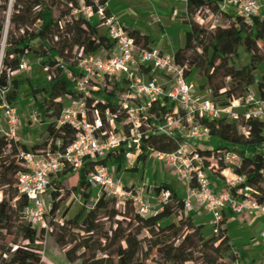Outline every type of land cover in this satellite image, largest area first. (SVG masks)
<instances>
[{
	"label": "trees",
	"instance_id": "1",
	"mask_svg": "<svg viewBox=\"0 0 264 264\" xmlns=\"http://www.w3.org/2000/svg\"><path fill=\"white\" fill-rule=\"evenodd\" d=\"M107 2L12 0L9 3V0H0V53L3 49L0 88L8 89L6 101L14 106L19 99L23 84L18 76L20 59L36 57L37 67L45 69L50 78L43 90L25 81L36 110L47 119L43 132L44 142L31 148L34 154L63 152L75 138L76 132L69 124L57 123L63 107L61 97L71 89L66 73L78 78L76 66L81 59L99 51H110L114 45L101 33L102 19H97L91 25L80 17L74 18L72 11L76 12L80 3L92 14L102 9L104 18H108ZM220 2L184 0L185 15L180 19L188 26V30L184 32V45L174 53V58L176 63L186 66L187 77L195 70L203 80L202 89L208 92L212 100L217 101L216 104L225 106L232 99L240 98L250 86L255 85L259 93L264 89V75L259 79L255 76L256 72L264 70V21L258 18L245 20L221 13ZM202 10L220 16L221 25L207 28L202 21L196 22V14ZM7 12L10 22L2 44ZM124 31L139 48H149L151 41L146 35H139L135 29ZM240 49L247 60L244 65L236 67ZM61 83L63 88L55 89ZM93 95L94 100L87 102L89 112L97 111L103 116L107 110L115 116L114 124L123 121L122 113L113 104L112 90L104 87L94 91ZM161 112L167 114L169 111L162 109ZM201 123L217 142L212 151L199 153L204 166L214 173L219 174L226 169L231 175L244 177V183L231 189V193L241 199L264 204V170L261 169L264 164L263 124L257 120L230 123L203 120ZM146 148L171 153L177 145L159 136L142 138V156L138 161L145 162ZM26 151L29 150L25 146L10 141L5 148L0 147V238L2 232L14 224L20 239V244L13 242V249L0 246V256L7 258L6 264H45L35 249V244L43 238L44 232L33 230L19 211L26 200L18 188L17 173L22 162L20 153ZM228 153L237 156V166H223L222 158ZM129 155V151L123 150L120 145L101 161L86 162L77 171L66 170L61 176L51 179L47 188L51 197V206L46 216L48 228L52 221L57 223L55 216L63 204L60 191L66 175L75 176L76 186L72 188L71 194L80 195L85 203L90 196L85 178L94 164L114 166L120 171ZM213 165L217 166L216 170ZM165 189L169 195L161 204V209L146 218L136 219L131 201L107 200L104 195L98 198L92 209L85 210L82 206L72 220L58 225L86 234L91 240L83 243L81 251L77 250L76 245L67 249L65 259L71 263L80 261V264H228L235 248L229 244L224 220L218 223L215 233L203 236L202 227L195 226L191 218L184 214L182 200L168 186ZM118 205H121L120 209ZM13 209L20 214V219L12 220ZM172 218L177 224L159 226V222ZM72 237L75 235L69 234L65 247L73 244ZM102 247L108 252L99 258L96 250Z\"/></svg>",
	"mask_w": 264,
	"mask_h": 264
},
{
	"label": "built area",
	"instance_id": "2",
	"mask_svg": "<svg viewBox=\"0 0 264 264\" xmlns=\"http://www.w3.org/2000/svg\"><path fill=\"white\" fill-rule=\"evenodd\" d=\"M219 11L245 20L258 18L264 21V3L260 0H221ZM86 12L94 18L91 25L97 19L103 20L106 38L114 46L110 51L81 59L76 66L78 78L66 73V80L71 84L67 92L75 99L62 107L57 123H67L75 130L71 145L54 154L20 153L22 162L17 183L26 202L19 211L30 227L37 233L48 230L46 216L51 198L47 188L51 179L66 170L77 171L86 162L101 161L120 145L138 161L142 156V138L148 136H159L177 145L171 153L146 148L145 162L151 160L172 173L175 188L178 186L182 190L180 199L184 214L189 217L197 213L208 216L211 233L217 231V225L226 213L250 218L257 211L264 214V204L259 205L231 193V189L244 183V177L231 175L224 169L219 172L222 180H217L225 189L218 190L212 182V170L204 166L199 155L201 151H212L215 147L210 145L214 139L202 125L203 120L225 123L257 120L264 128V89L259 93L255 85L250 86L240 98L219 106L204 90L192 84L186 76V66L176 63L174 54L151 47L139 48L118 22L111 16L104 18L102 9H98L96 14L89 9ZM27 64L26 58L20 59L18 72L26 71ZM104 87L114 92L113 104L123 115L120 123L114 124L116 118L107 110L103 116L97 111H88L87 102L94 100L93 92ZM7 91V88H0V137L20 145L21 116L6 101ZM162 109L169 112L162 114ZM222 163L225 167L237 166L238 158L228 153L223 156ZM213 166L216 170L217 166ZM261 169L264 170V164ZM85 182L90 190L105 198L131 201L136 218L151 215L149 204L134 196L129 187H123L117 173L108 165L95 163ZM168 195L165 188L157 190L159 210ZM260 237L264 245V230ZM228 264H240L235 252L228 259Z\"/></svg>",
	"mask_w": 264,
	"mask_h": 264
},
{
	"label": "rangeland",
	"instance_id": "3",
	"mask_svg": "<svg viewBox=\"0 0 264 264\" xmlns=\"http://www.w3.org/2000/svg\"><path fill=\"white\" fill-rule=\"evenodd\" d=\"M198 17L195 21L196 22H203V25L207 28L211 26H218L221 25V18L220 16L212 15L210 12L202 10L199 14H196ZM72 16L74 18H82L88 21L90 24L94 22V18L91 14L86 12V9L83 8L80 3L78 6V10L76 12L72 11ZM195 17V18H196ZM10 22L9 12H7L4 21V30L7 29L8 23ZM182 24L183 21H182ZM174 29H170L171 35L175 34ZM105 36V31L102 32ZM175 36V35H174ZM168 47L172 49V45L170 44V39H167ZM28 61L26 71L18 72L19 79L23 81L21 92L19 95V99L16 104L13 106L21 116V123H20V145L25 146L29 151H31L32 147L39 146L44 142V127L47 119H44L42 113H39L36 110L34 101L30 94V89L25 81H28L32 87L34 88H41L42 90L44 87L49 83V74L45 69L37 67V58L36 57H28L26 58ZM247 56L243 53L240 49L238 53V59L235 62L236 67H240L246 63ZM260 74H264V70H260L255 73L256 79L261 77ZM189 80L192 84L198 88L199 90L202 89L203 80H201L196 71L193 70L189 76ZM63 84H58L55 86L56 88H63ZM205 94L208 96V92L204 90ZM68 93V92H67ZM209 97V96H208ZM75 98L70 95V93L65 94L61 97V102L63 108L68 106ZM213 102L217 103V101L213 100ZM35 117V119H34ZM1 120V115H0ZM8 140L2 138L0 143L1 148H5L8 145ZM211 146H216L217 142L215 140H211ZM145 163L142 161H135L133 159L132 154L130 153L127 162L124 164L122 169L119 171L121 177V184L123 187H129L132 194L134 196H139L143 201L147 202L150 206V214H154L159 210V201L157 198V190L160 188H165L167 183L160 179L163 177L162 171L168 170L166 167L159 165L151 160ZM110 169L117 173V170L114 166H109ZM211 171V170H210ZM62 175V174H61ZM59 175V176H61ZM212 182L216 183L217 179H221V176L218 173L212 172ZM145 176V178H144ZM75 176L68 174L64 177L62 181L61 191H60V199L62 200L63 204L61 205L60 211L55 216L57 223L51 222V227L48 228L47 232L44 233L43 238L35 244V249L38 251L39 256L45 264H80V261H75L73 263L67 261L65 259L64 253L67 249L76 245L77 250H82V245L84 242H90V237L83 233H78L77 231H71L68 227H60L58 224L63 223L67 220H72L77 212L80 210L82 206H84L85 210H90L94 207L96 201L101 196L97 194L94 190H90L89 199L84 203L82 197L78 194H71L72 188L76 186ZM222 180V179H221ZM147 181V184H146ZM225 187H223V190ZM49 195V193H48ZM0 198H1V191H0ZM51 198V197H50ZM107 200L111 199L106 197ZM118 209L121 208V205H118ZM135 208V207H133ZM66 210V211H65ZM14 215L13 218L20 219V214L13 209ZM65 211L64 217H62V213ZM137 219V218H136ZM170 223L177 224V221L172 219L163 220L159 222V226L163 227ZM211 231V230H210ZM69 234H74L75 237H72L73 244L68 247H65L64 244L69 240ZM211 234V233H210ZM205 235V234H204ZM203 235V236H204ZM209 236V235H208ZM207 237V236H205ZM3 239L0 242V246L10 247L11 249L14 248L13 242L16 241L20 244L19 236L16 232L15 225L13 224L10 229L7 231H3L1 238ZM56 240H59L56 242ZM107 250L105 248H101V250H96L97 256L101 258L102 256L107 254ZM264 257V255H263ZM2 260V261H1ZM7 258L0 256V264H6L5 262ZM238 260L242 263V259L239 258ZM264 261V258H263ZM255 264V263H250Z\"/></svg>",
	"mask_w": 264,
	"mask_h": 264
},
{
	"label": "crops",
	"instance_id": "4",
	"mask_svg": "<svg viewBox=\"0 0 264 264\" xmlns=\"http://www.w3.org/2000/svg\"><path fill=\"white\" fill-rule=\"evenodd\" d=\"M260 1L264 3V0ZM106 7L109 15L123 29H135L139 35H146L151 41L149 47L171 54L183 47L184 32L188 30V26L182 24L180 19L185 15V3L182 0H108ZM170 29H174L175 34L171 35ZM168 38L172 49L168 47ZM144 163L147 166L146 162ZM162 175L160 179H163L177 197L181 198L182 190L178 186L175 188L172 173L163 170ZM121 177L117 171V178L121 180ZM214 184L218 190L223 189L222 183L218 180ZM190 218L195 226L202 227L204 236L210 235L212 228L208 216L197 213ZM223 220L229 244L235 248L233 252L242 259V263L263 264L264 245L260 236L264 230V214L257 211L250 218L226 213Z\"/></svg>",
	"mask_w": 264,
	"mask_h": 264
},
{
	"label": "water",
	"instance_id": "5",
	"mask_svg": "<svg viewBox=\"0 0 264 264\" xmlns=\"http://www.w3.org/2000/svg\"><path fill=\"white\" fill-rule=\"evenodd\" d=\"M5 35H6V30H4V35H3V39H2V44H4ZM2 47H3V46H2ZM2 53H3V49L1 50V53H0V61H1Z\"/></svg>",
	"mask_w": 264,
	"mask_h": 264
}]
</instances>
